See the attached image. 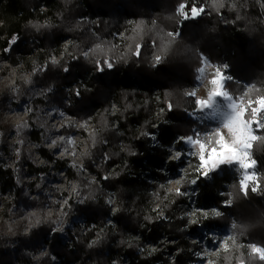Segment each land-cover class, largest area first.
<instances>
[{"label": "trees", "instance_id": "1", "mask_svg": "<svg viewBox=\"0 0 264 264\" xmlns=\"http://www.w3.org/2000/svg\"><path fill=\"white\" fill-rule=\"evenodd\" d=\"M182 2L191 0H0V60L20 69L13 88L0 92V194L11 196L13 205L38 211L47 202L42 180L51 177V172L87 186L82 168L54 157L44 147L47 131L37 121L40 109L63 106L67 90L74 84L72 102L65 109L94 125L91 133L81 132L90 150L83 161L98 180L85 192L88 195L82 204L68 201L66 218L69 222L74 216L83 217L86 229L95 228L83 234L84 229L75 224L68 230L71 245L58 232L57 218L32 225L27 235L15 239L20 243L15 249L7 248V238L0 236V264H54L51 256L62 264H199L205 260L241 264L247 250L232 244L230 251H222L218 244L223 245L224 237L232 235L235 242L264 247V131L253 146L254 172L261 176V188L257 192L249 189L247 196L240 189L244 172L238 162L217 168L209 182L197 171L199 166L194 167L188 178L198 184H183V191L190 190V199L141 177L146 173L154 176V170L166 163L167 147L178 135L187 136L197 129L186 119L185 111L192 109L189 90L197 84L206 62L219 63L222 54H227L236 77L264 89V0H199L197 7L202 4L207 11L187 20L178 10ZM42 3L48 11H40ZM49 17L59 22L44 26L42 20ZM79 18L93 19L97 34H91ZM132 18L136 20L133 29L127 25ZM124 29L128 46L121 57L113 49L112 36ZM13 37L17 43L6 53ZM66 38L80 43L72 46L74 55L66 53L58 64L51 63L52 55L63 54L61 43ZM31 39L38 44H31ZM89 47L92 51L87 60L83 52ZM157 57L161 59L157 61ZM105 61L113 63V68L108 69ZM22 75H28V81H20ZM80 79L92 91L82 90ZM37 87L43 92L27 100ZM156 89L173 106L170 118L177 123L175 128H164L162 149H151L148 138L158 121L151 98ZM257 95L264 96V92ZM22 102L26 119L14 125L5 123L1 113L7 104L20 107ZM114 103L120 107L116 115L112 114ZM116 124L121 134L113 129ZM32 153L44 163L38 165ZM185 164L182 160L167 166L176 171ZM36 194L39 202L31 200ZM110 198L115 200V213L108 204ZM0 203L6 213L13 206L1 198ZM202 210L209 212L204 215ZM213 210L220 215L214 217ZM201 231L220 236L217 256L211 252L197 258L196 244L204 238ZM189 238L195 242L190 243ZM168 242L172 244H165ZM43 245L48 247L47 256H40ZM151 247L156 248L152 251Z\"/></svg>", "mask_w": 264, "mask_h": 264}, {"label": "rangeland", "instance_id": "2", "mask_svg": "<svg viewBox=\"0 0 264 264\" xmlns=\"http://www.w3.org/2000/svg\"><path fill=\"white\" fill-rule=\"evenodd\" d=\"M79 22L85 23L87 25V28L90 30L91 34H93V35L97 34V30L95 28V23H94L93 19L89 18V20L82 22V21H80V18H79ZM135 23H136L135 19L131 24H130V20H129L127 22V25L133 29L135 27ZM124 30L126 31V34L123 38L122 45L120 46V49L117 48L116 43H115L116 42L114 39L115 33L112 36L113 49L115 50L116 54L120 55L121 57H124L126 55L127 46H128L127 29H124ZM79 44L80 43L77 42L75 44V46L77 47ZM87 51H89V53L91 54L92 48L89 47V48L85 49V51L83 52L84 58L87 56V53H86ZM151 61L153 62L154 59H152ZM219 63H220V61H219ZM219 63L206 62L204 67H203V69H204L203 75H200V78L198 80V82L201 81L202 83L206 82L207 79L210 80L207 93H205V95L200 97V99L204 100L205 102H207L213 94L214 85L211 84V80L216 76L215 71H214V64H219ZM18 70H20L19 67L18 68L12 67L9 65V63L7 61L0 60V92H2L3 90L9 89V88H13V86L16 84V80L18 79V74H17ZM236 78L238 80L243 81V79H240L238 77H236ZM20 81H24V82L28 81V75H22L20 78ZM244 81H246V80H244ZM246 82H248V81H246ZM194 87L189 90V97L191 98L192 103H193V99H194L192 97V94L194 92ZM253 89H254V94L258 98L264 97L263 95H259V96L257 95V92H259V93L264 92V89L262 87L257 89L254 86ZM223 91H224V93H229L230 95L233 96V95L238 94L241 91V89L236 84L233 85V84L224 83ZM12 92H13V90L11 89L10 93H12ZM42 92H43V90L40 91L37 88L34 90H31L29 92V95L26 96V99L30 101V100L34 99V96H38V94H41ZM224 96L225 95H223V97ZM10 102H11V100H10ZM71 102L72 101L67 102L66 98H65L63 106L53 105V106H48V107L40 109L39 117L37 118V121H38L39 125L41 127H44L45 130L47 131V138H46V142L44 144V147L52 150L54 157L60 158V159H68L72 163L77 164L80 168H82V173H83L82 177L85 181L86 180L88 181V184H87V186H83L82 184L77 183V182H74V183L71 182L70 183V182H67L66 177L63 174H58L55 177L54 172H51V174H52L51 177L44 178L42 180V185H41L42 194L44 197H46L47 202H46L44 208H41L38 211H35V210L33 211L32 209H28L26 206L13 205L12 204L13 198L11 196L0 194L1 199H5L8 203L11 202L10 204L13 205V206H11L10 210L6 213L5 208L0 203V236L3 238H5V237L7 238V240H8V241H6V243H7L6 247L7 248L14 249L18 245H20V243H18V241H16L15 239L17 237L26 235L29 231V228L32 225L35 226V224H38L40 221L45 222L46 218L48 220L52 219V218L53 219L57 218V220H58L57 225H56L57 230L59 233L61 232V236L65 237L67 235L65 228L66 227L70 228L72 221H73V219H72L71 221H69V222L67 221L64 223L65 217L67 216V214L70 210V209H68V205H67L68 201L72 198L76 203L77 202H79V203L83 202V200H85V198L88 195V194H85V192H87L90 189V187L94 184V182L96 180V176L93 175L92 173H90L85 168V162L83 161V158H84V155L89 153L90 150H89V145H88L87 140L84 138V136L81 133L83 130H85L87 133H91L94 129V125L91 123H86L85 121H81L77 117H75L74 115L69 113L65 108L67 106H69L71 104ZM164 104L166 106H168L170 112H173L172 111L173 106L170 103H167L165 98H164ZM212 104H213V102L211 103V105ZM231 104L236 111H235V113H231L230 111H228V113L225 115L226 120H225V122L223 121L224 130L222 133L224 134L223 136L227 139L228 142H235L234 134L227 127V125L233 119H235L238 112L242 111L243 109L241 110L239 108V106L236 109V104H237L236 100H233V102ZM192 108H193V104H192ZM204 109L206 111V114L208 113L207 115L211 114L212 111H214V110L216 111L215 108L209 107V106H207V104L203 105V110ZM189 110H191V108L186 109V111H185L186 115H187V112ZM112 114H113V107H112ZM186 115H185V117H187ZM1 116H2V119L4 120V122L8 123V124L14 125V124H18L19 122L24 121L26 119V116H27L26 109H25V103L22 102L20 107H15L14 105H10L8 103L6 108L4 109V111L1 113ZM252 117H253L252 113L250 111H248V119L251 120ZM215 119H213V120H215ZM86 121H88V120H86ZM194 124H196V123H194ZM196 126H197V129L195 130L194 133L187 135V136H185L183 134H180V135H182L185 138L191 137L193 140L199 139V140L203 141L204 140L203 133L208 128L205 126H199L198 124H196ZM173 127L174 128L177 127L176 122L173 124ZM251 127L253 128V125H251ZM219 135L220 134H217L211 138V145H209L210 148L217 146V144H214V140H215L216 136H219ZM11 140L15 141V137L11 136ZM198 148H199V146L197 145L192 149H193V151H195L198 154L197 162H198V164H200V157H199ZM252 153H253V151H252ZM32 156H33V160L38 165L44 163L42 160L39 159V156L36 153H32ZM235 162L236 161L223 163V164H220L217 168H219L222 165L235 163ZM7 163L10 164L11 168L13 167L12 158L7 159ZM216 169L212 170V172H214ZM253 171H254V169H253ZM26 180L27 179H23V182H25ZM170 187H174V188H176V190H179L180 189V183H178L177 180L176 181L172 180L170 182ZM24 189H25V191L29 192L27 188L24 187ZM225 196H227V192H226ZM34 198L37 200V202H39L40 197L38 194L31 195V200ZM228 203H229V201L227 200L225 205H228ZM1 209H2V211H1ZM29 215H31L32 218H29L30 217ZM214 217H217V216H214ZM231 220H232L233 224H235V225L237 224V220L234 217H231ZM200 235H201V237H204V238L201 239L199 244H196V246H197L196 250H198V254H196L197 258H201L205 254L211 253V248H213V247L216 249V246L219 243L218 238L220 237V236H218V233L217 234L211 233V235L208 236V235H206V233H204V231H201ZM9 238H12V240ZM212 239L214 241H217V243H213ZM9 240H11V241H9ZM205 240H208L210 242V245H209L210 247H208V245L206 244L207 241H205ZM224 240L227 242H226V244L223 243L222 251H226V252L230 251L232 248V244L233 245L236 244L238 247L247 250V253L244 254V261L241 264H264V259H261L260 256L252 253V251H251V247L253 245L259 246L258 244L250 245L247 243L235 242L232 235L231 236L228 235L227 237H224L222 242H225ZM189 242L194 243L195 240L192 238H189ZM169 243H170V245L172 244V242H168L165 244H169ZM155 248L156 247H151V250L153 251V250H155ZM39 253H40V256H47V249L46 248L40 249ZM212 254H213V256H217L216 250L212 251ZM169 259L172 260L171 257ZM52 260H53L54 264H62L56 258H52ZM114 264H115V262H114ZM123 264H128V263L126 262ZM199 264H213V263L209 262L208 260H205L203 262H200Z\"/></svg>", "mask_w": 264, "mask_h": 264}, {"label": "built area", "instance_id": "3", "mask_svg": "<svg viewBox=\"0 0 264 264\" xmlns=\"http://www.w3.org/2000/svg\"><path fill=\"white\" fill-rule=\"evenodd\" d=\"M40 11H48L47 5H45V3L41 4ZM87 20H89V18H80V21H82V22H85ZM133 21H134L133 18L130 19V24ZM32 22H33V20H32ZM58 22H59L58 19L54 18V17H49V18H45L42 20V23L44 26H48L50 24H56ZM125 34H126L125 30H121V31L116 32L114 34V37H115L114 39L116 41L115 43H116V46L118 49H120V46L122 45V41H123ZM77 42L78 41L75 39L66 38L61 43L63 54L59 55V56L52 55V57L50 58V62L58 64L66 53H69L70 55H74V52H72L71 49H72V46H75V44ZM30 43L31 44H35V43L38 44V40L37 39H31ZM39 50H41V49H39ZM35 52H38V49H35ZM86 53H87V56L85 58L89 59V57H90L89 51H87ZM232 55H234V53ZM217 69H219L220 72L224 74V76H225V79L223 81L224 83L233 84V85L236 84L241 89V91L238 94L233 95L234 97L232 95H230L229 93H225V96L223 97V103L225 105H228V104H231L233 102V100H236V102H237L236 109L238 106L241 110L247 108V110L250 111L253 115V108L258 106V104L256 102L259 101V99H260L254 94V89H253L254 86L252 84H250L249 82H246L244 80L243 81L238 80L233 75L232 70H231L230 58H229V55H227V54H222L220 63L214 64V71H215L216 75H217ZM88 80L90 81L91 78H89ZM209 83H210V80L207 79L206 82L202 83L200 81L195 85L194 92H193L195 95H192V97L194 98L193 99V108L191 110H189L187 112V115H186L187 116L186 118L188 120L198 124L199 126H205L208 128L203 133V137H204L203 142L205 144H207L208 146L211 145V138L217 134L222 133L224 130L223 122L217 121L216 119L213 120L214 118L209 117L206 114V112L203 110V105H200L197 103L199 100H202V99H200V97L205 95V93H207ZM78 84H80L82 86L81 87L82 90L92 91V88L90 87L89 83L85 82L84 80L80 79L78 81ZM72 88H77V84H74L72 86ZM72 88H69L67 90L69 92L68 93L69 95L66 98L67 102H70L72 99V97L70 95ZM37 89H39L40 91L43 90L41 87H37ZM151 98H152V102H153V106H154V116L158 118V121L152 125L153 133L148 134V138L151 140L149 143V147L151 149H158V148L162 149L163 147L161 145L160 136H161L165 127H173L175 120L170 118V114L172 112H170L168 106H166L164 104V96H163L162 91L160 89L154 90ZM112 107H113V115L118 114L120 111V107L116 103H114ZM229 111L231 113H235L236 110L232 106L229 109ZM114 129L119 132V130H118L119 128H118L117 124L114 127ZM252 130L256 135H258L260 137V139L258 140V141H260L262 139V134L264 131V112H261L259 114V123L253 124ZM153 134H155V136H156L153 138V139H155V141H153V139H152ZM257 142H255V143H257ZM190 143L191 142L188 140V138H185L182 135H178L175 138L172 145L167 147L166 163L164 165H162L160 168H157L154 170V173H155L154 176L153 175H147L148 173H146V174H143L141 176L142 179L147 181L151 185H158L160 187L166 188V191L169 193L175 192L177 194H184V195H186L187 199H190V195L187 194L190 190L187 189L188 191L187 190L183 191V184L190 182L191 186H194V184H192V182L190 181L188 176H189V174H191V172H192L191 170H193L194 167L197 168V166H199V164L197 163L198 154L195 151H193V149L191 147L186 146V144H190ZM251 151H253V148L251 149ZM182 160H184L186 162V164L183 166H179V168L176 171H171L167 166V163H169V162H176V163L180 164V162ZM241 170L243 171V169H241ZM211 173L212 172H210L209 175ZM172 180H175V181L177 180V182L180 183V189L179 190H176V188H174V187H170V182ZM205 180L209 182L210 178H207V179L205 178ZM95 181H98L97 177H96ZM67 182L74 183L73 181H67ZM221 195H223V194H221ZM83 202H84V200H83ZM83 202H81V203L78 202V203L82 204ZM108 204L111 206L112 213H115L118 211V209L115 207L114 198H110V200L108 201ZM68 208H69V206H68ZM154 210L159 212L160 211L159 205H155ZM1 211H2V209H1ZM208 212H209V210H202L201 211V213L204 215H206ZM66 218H67V216L65 217L64 223L66 222ZM47 220L48 219L46 218L45 222H47ZM75 224H78L81 228L84 229L83 234H86L88 231L95 228V225H91V228L86 229L87 220L83 217L74 216L70 228L69 227L65 228L67 235L65 237L62 236L65 239V241L68 242L70 245H71V242L69 241L68 230H73ZM109 224H112V222H109ZM35 226H36V224H35ZM29 231H30V228H29ZM29 231H28V233H29ZM53 233L54 232H52L50 237H52ZM223 243H225V242H223ZM44 248L47 249V255H48L49 254L48 247L46 245H43L42 249H44ZM146 248H148V246H146ZM217 249H218L217 246H216V249L213 247V248H211V252L214 250H216V252H217ZM26 254H32V252L26 251ZM37 256L38 255H35V254L32 255V257L35 259H37ZM51 257L56 258L54 256H51ZM209 262L213 263V261H209ZM16 264H18V262H16Z\"/></svg>", "mask_w": 264, "mask_h": 264}, {"label": "snow or ice", "instance_id": "4", "mask_svg": "<svg viewBox=\"0 0 264 264\" xmlns=\"http://www.w3.org/2000/svg\"><path fill=\"white\" fill-rule=\"evenodd\" d=\"M198 2L199 0H191V3H181L178 10L181 14H183L185 20L189 18L196 19L207 11V9L202 4L200 7H197ZM16 43L17 38L13 37V39L9 42V48H6L5 52H9L11 45ZM137 55H139L138 52ZM160 59V57H157V61ZM105 64L108 69L113 68V63L105 61ZM157 65H159V63H157ZM103 70L104 69L98 65V71L102 72ZM65 71L67 72L68 69H65ZM224 79V74L221 73L219 69H217V75L211 80V84L216 86L213 95H225L224 91L222 90ZM79 94V91H77L76 95L79 96ZM192 95L195 94L193 93ZM197 103L204 105L206 102L204 100H199ZM256 103L258 106L253 108V117L251 120L248 119V110L245 108L238 112L235 119H233L227 125V127L234 134L235 142H228L223 136V133H220L221 139L218 141L217 146L211 148L203 141L199 139L192 140L191 137L188 138L191 143L186 144L187 147L192 148L197 145L199 146L198 152L200 164L197 171L202 172L203 178H210L209 173L216 169L220 164L237 161L239 163V167L244 170V174L239 180V184L240 189L245 196H247L249 189L252 192H257L261 188V176L253 171L256 166V161L253 158L251 151L255 142H257L260 137L253 132L251 125L259 123V114L264 112V97L260 98ZM154 137H156L155 134L152 135V139ZM153 141H155V139H153ZM104 178L107 179V177ZM198 182V180H192V184L194 185L198 184ZM85 211L87 210L85 209ZM213 212L217 217L220 215L218 210H213ZM212 242L217 243V241H214L213 239ZM221 246L223 245L219 243L218 247ZM251 251L252 253L260 256L261 259H264V247L253 245L251 247Z\"/></svg>", "mask_w": 264, "mask_h": 264}, {"label": "crops", "instance_id": "5", "mask_svg": "<svg viewBox=\"0 0 264 264\" xmlns=\"http://www.w3.org/2000/svg\"><path fill=\"white\" fill-rule=\"evenodd\" d=\"M203 72H204V69L201 71V75H203ZM215 87L216 86L214 85V90H215ZM223 89H224V83L222 86V90ZM214 90H213V92H214ZM212 102H213V104L211 105ZM205 104H207V106H209V107H213L216 109V111L215 110L212 111V113L209 114L208 116L211 118H214V119L216 118L218 121H221V122H223V121L225 122V120H226L225 115L228 113L229 109L232 107V104L225 105L223 103V95L216 96V95L212 94L211 98ZM204 111H205V109H204ZM220 139H221V136L219 135L218 141Z\"/></svg>", "mask_w": 264, "mask_h": 264}]
</instances>
